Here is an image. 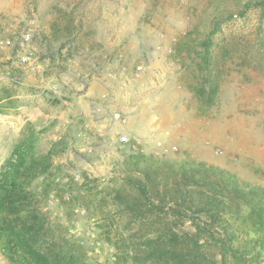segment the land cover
I'll list each match as a JSON object with an SVG mask.
<instances>
[{"label": "rangeland", "instance_id": "374dc122", "mask_svg": "<svg viewBox=\"0 0 264 264\" xmlns=\"http://www.w3.org/2000/svg\"><path fill=\"white\" fill-rule=\"evenodd\" d=\"M227 8L240 5L0 0V172L16 146L26 162L13 172L17 192L1 201L0 264H134L117 229L114 178L127 156L153 154L155 136L178 147L167 158L264 187V12L222 24L210 71L194 51ZM146 55L156 62L142 74ZM130 120L143 130L111 125ZM121 133L146 144H121Z\"/></svg>", "mask_w": 264, "mask_h": 264}, {"label": "trees", "instance_id": "16d2710c", "mask_svg": "<svg viewBox=\"0 0 264 264\" xmlns=\"http://www.w3.org/2000/svg\"><path fill=\"white\" fill-rule=\"evenodd\" d=\"M235 1L240 10L227 8L213 18L212 29L200 41L201 50H194L202 70L213 66L214 37L224 22L244 17L254 8L264 12V0ZM193 42L186 41V47L191 49ZM15 149L16 160L0 172V214L4 195L18 189L13 172L26 165L22 148ZM114 179L120 183L113 197L117 229L126 235L123 252L134 264L263 263L261 185L242 181L214 164L139 153L126 157ZM58 262L74 264L65 257Z\"/></svg>", "mask_w": 264, "mask_h": 264}, {"label": "built area", "instance_id": "2783aa9c", "mask_svg": "<svg viewBox=\"0 0 264 264\" xmlns=\"http://www.w3.org/2000/svg\"><path fill=\"white\" fill-rule=\"evenodd\" d=\"M158 50H161L162 47L158 46ZM138 71L142 74L145 73V67L143 65L138 67ZM140 74V73H139ZM135 82H138L141 79H134ZM145 80H141L143 82ZM129 85V82L125 81L123 83L124 87H127ZM142 86H146V84L142 83ZM113 119L115 121L123 122L125 123L126 120L122 117V114L120 112H116L113 115ZM119 143L121 144H133L135 147L142 146L146 144V139L142 136H138L131 133H121V136L118 139ZM153 154L157 157H168L178 151V147L176 145H166L164 140L157 138L156 136L150 139Z\"/></svg>", "mask_w": 264, "mask_h": 264}, {"label": "crops", "instance_id": "0c3cea01", "mask_svg": "<svg viewBox=\"0 0 264 264\" xmlns=\"http://www.w3.org/2000/svg\"><path fill=\"white\" fill-rule=\"evenodd\" d=\"M155 60H154V58H152V56H144L143 58H142V65L145 67V70H150V69H152L153 67H154V65H155ZM148 96V95H147ZM143 97V96H142ZM153 98L152 99V102H155V99L156 100H158V98L157 97H155V96H148V97H146V100H145V102L147 101V102H149L150 101V98ZM158 102H155V104H157ZM152 108V107H151ZM112 120H113V118H112ZM128 120V119H127ZM111 125H113V126H116V127H119V129H121V130H123V131H136V132H141L142 130H143V128H144V126H135L136 124L135 123H133L131 120H130V122H129V124L127 125V124H123V125H121V124H119L118 122H115V123H113V122H111ZM153 127H156V126H153ZM148 130V129H147Z\"/></svg>", "mask_w": 264, "mask_h": 264}]
</instances>
